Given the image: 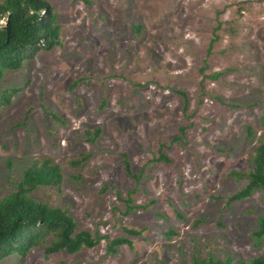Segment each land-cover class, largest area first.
Here are the masks:
<instances>
[{
	"label": "rangeland",
	"instance_id": "1",
	"mask_svg": "<svg viewBox=\"0 0 264 264\" xmlns=\"http://www.w3.org/2000/svg\"><path fill=\"white\" fill-rule=\"evenodd\" d=\"M47 2L60 45L0 82V200L23 169L49 159L61 184L29 196L67 210L77 231L131 243L109 253L103 239L47 255L46 239L0 264H192L211 256L237 264L264 255V238H253L264 192L230 201L247 182L231 173H248L264 136V0ZM160 154L168 162L155 161Z\"/></svg>",
	"mask_w": 264,
	"mask_h": 264
},
{
	"label": "trees",
	"instance_id": "2",
	"mask_svg": "<svg viewBox=\"0 0 264 264\" xmlns=\"http://www.w3.org/2000/svg\"><path fill=\"white\" fill-rule=\"evenodd\" d=\"M79 1L85 5L91 4V0ZM57 20L58 17L47 0L0 1V82L5 72L17 71L24 62L34 59L40 51H50L60 45V25ZM135 29L139 30L140 27ZM9 98V91H3L2 102H9ZM262 123L264 125V119ZM179 130L182 137L185 129ZM99 134V129L86 131L87 139L91 140ZM247 134L254 137L251 128L247 129ZM181 137H176V140ZM88 158L89 156H83L81 161ZM155 161L168 162V158L160 154ZM249 162L250 169L245 175L231 173L235 177H244L247 182L230 201L246 199L257 191L264 192V136L257 139ZM125 170L132 175L128 163H125ZM61 181L59 167L49 159L36 160L22 170L13 192L0 200V262L12 255L25 258L31 249L38 247L46 239H50L45 248L47 255L59 252L75 254L83 248H94L103 239L107 242L109 253L116 252L115 248L123 244L130 245L127 238L110 240L107 236L100 238L88 231H77L76 222L67 210L49 206L29 196L38 187H57ZM124 202L129 211L134 208L129 201ZM125 231L129 235L138 234L131 229ZM253 238L256 245L263 240L264 216L258 218ZM192 264H233V261L230 258L220 260L212 256L208 259L194 257ZM237 264H264V255Z\"/></svg>",
	"mask_w": 264,
	"mask_h": 264
},
{
	"label": "built area",
	"instance_id": "3",
	"mask_svg": "<svg viewBox=\"0 0 264 264\" xmlns=\"http://www.w3.org/2000/svg\"><path fill=\"white\" fill-rule=\"evenodd\" d=\"M263 19H264V17H263Z\"/></svg>",
	"mask_w": 264,
	"mask_h": 264
}]
</instances>
